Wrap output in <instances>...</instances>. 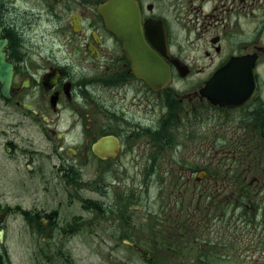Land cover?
Listing matches in <instances>:
<instances>
[{
	"label": "flooded vegetation",
	"instance_id": "flooded-vegetation-1",
	"mask_svg": "<svg viewBox=\"0 0 264 264\" xmlns=\"http://www.w3.org/2000/svg\"><path fill=\"white\" fill-rule=\"evenodd\" d=\"M104 1L0 0L15 108L6 151H26L32 133L50 142L63 172L73 168L59 177L62 189L51 191L61 197L83 196L69 190L82 182V167H105L102 188L91 175L85 197L94 212L88 245L122 246L129 253L122 262H240V255L226 258L224 247H239L241 231L254 234L264 218V175L252 174L258 162L264 168V0H192L200 16L189 12L179 27L178 16L169 20L155 0H133L142 47L146 42L170 72L164 81L141 76V38L127 41L114 31L98 13ZM37 193L30 206L0 201V264H77L69 236L83 215L64 206L62 214L46 210L51 194ZM14 222L28 238L9 241ZM102 223L107 233L98 242ZM39 229L49 231L41 237Z\"/></svg>",
	"mask_w": 264,
	"mask_h": 264
},
{
	"label": "rangeland",
	"instance_id": "rangeland-1",
	"mask_svg": "<svg viewBox=\"0 0 264 264\" xmlns=\"http://www.w3.org/2000/svg\"><path fill=\"white\" fill-rule=\"evenodd\" d=\"M185 1L186 0H181V3H184ZM155 2L158 5V8L160 7L164 9L165 15L169 20H174V17L178 16V27L180 23L184 24L186 22L187 17L189 16V12L190 17L194 16L195 14H198V16H200L199 14L201 13L200 8L199 10L196 9L199 6L198 3L192 5V0L191 2L187 1V5L184 7L182 4L181 6L177 5L176 1L174 0H172V2L170 0H155ZM188 22H191L190 19L188 20ZM187 26L188 23L186 24V27ZM183 34H186V32H184ZM203 39H199L201 41L198 43L201 50L207 47L206 44L204 45ZM193 55L195 57H199L200 53H197L195 48H193ZM200 62L203 61L200 60L199 62H197V64H199ZM11 113H15L14 106L12 105V103L4 100L0 95V193L3 192L6 196H3L4 198L2 197V199H0L1 203H3L4 205H11L12 207L30 206L35 203V200L33 199H36V196H40L37 192L44 191L46 194L49 193L51 194V197H49L51 201L45 204L46 206L44 207L46 210H50L51 207H57L58 211L62 214L64 206V208H66L65 212H71L72 208H75L76 211L79 212V214L83 215L82 221L79 222L78 229L76 227L73 235L69 236L71 237V240H69V242L74 243L69 245V248L71 249V252L69 253L70 255H74V259L77 264H94V262H96V264H141L140 260L130 263L122 262L120 257L129 254L122 246H113L110 248L101 244L93 247L88 245L93 233V227L92 224H90V218L94 212L91 210L92 208L90 209L91 206L86 203L85 197H89L93 191L94 182L91 180V175H95L96 183L98 184L100 182V187L102 188V180L104 179L105 167L98 165H88L81 168L82 171L80 173H82L83 179L79 184L80 189L79 185L72 184L69 187V190L74 192L80 191L81 195L83 196H79L76 198V196L73 197V195H71L69 198L68 194L66 193H62L63 197H61L60 194L52 193L51 191H59L62 189L60 183H57L59 177L63 175H69L73 168H70V171L68 172H63L65 168L58 162V157L56 155L57 152L52 150L53 147L51 146L50 142H47L49 146L42 144V139L38 136L40 134L32 133V144L31 147L29 146L26 151L24 149L17 152L13 150L12 152H16L13 155L12 152L6 151L5 147H10V143L8 142L11 135L13 134L11 133ZM39 138L41 139V141ZM21 151L27 157L31 152L32 159L26 161L27 158H20ZM255 168L256 170L252 174L264 175L263 162H258L257 165H255ZM11 169L13 170L11 171ZM22 175L26 176L27 186H25V188L21 186L17 181V178L23 179L22 177H20ZM28 176H32V180L30 178H27ZM40 180L41 182H39ZM73 182L77 183L76 179H74ZM263 191L259 194V196H261L264 201ZM97 198H99L100 200H104V198L100 196H97ZM59 202H61V204H59ZM228 209L229 207L226 206L225 210L228 211ZM230 209L232 212L234 211L232 209V205H230ZM89 210L91 212H89ZM235 212H237V216H235V218L239 215L241 216L238 210H236ZM262 212L263 213L261 217L264 215V211ZM262 220L263 223L260 230H252L254 234L248 236L243 234L245 231H241L240 238L242 241L239 247H224L225 255L229 254V256H227L226 258H232L230 255H240L241 261L235 263L225 261L223 264H264V260L255 262L254 259L252 261H250L249 259L258 255H262L264 258V243L260 244V241L258 240L259 238L264 239V218H262ZM19 222L21 221L18 219V223ZM14 223L15 224L11 223L7 232V238L9 239V241H16L18 239L20 240V238H28L27 234L24 235L23 233H21V226L17 225L16 222ZM60 228V224H56V226L53 228L54 234L56 231H58V233L61 235V232L59 230ZM48 231L49 230L43 231L39 229L38 235L44 237L46 236ZM95 233L98 242L102 241L101 239H104L107 233L105 223L99 224ZM253 238H255V243L252 245H248L249 241H247V239ZM62 250L63 254H67V246ZM233 258L237 259L236 257Z\"/></svg>",
	"mask_w": 264,
	"mask_h": 264
},
{
	"label": "water",
	"instance_id": "water-1",
	"mask_svg": "<svg viewBox=\"0 0 264 264\" xmlns=\"http://www.w3.org/2000/svg\"><path fill=\"white\" fill-rule=\"evenodd\" d=\"M119 3L118 5H114L113 7H121L122 9L129 7L128 5H126V0H117ZM108 2V1H107ZM105 7H106V2L102 3L99 5L98 7V11L99 13L105 18V20L107 21V14L105 13ZM138 18H135V16H129L128 18H124L123 19V23L125 25V29H122L121 32H123V30H129L130 32H135L138 28V25H135L138 23ZM134 35H132L131 40H133ZM125 39L128 38V35L124 37ZM7 39L4 38L2 40H0V82H1V87H0V91L2 93L3 96H5L6 98H9L12 96V93L10 92V82H11V76H12V65L8 62L5 61L4 55L5 52L2 49L3 45L6 43ZM140 45H142V40L139 42ZM145 46V56H146V63L149 62H155L158 63L157 60H153L151 58H149V56L147 54H150L149 50L147 49L146 44H144ZM148 58V59H147ZM144 78L145 79H153L156 78L160 81H164L168 78L165 69L163 68H157L155 66H148L145 71H144ZM29 109H31V106L26 105Z\"/></svg>",
	"mask_w": 264,
	"mask_h": 264
},
{
	"label": "bare ground",
	"instance_id": "bare-ground-1",
	"mask_svg": "<svg viewBox=\"0 0 264 264\" xmlns=\"http://www.w3.org/2000/svg\"><path fill=\"white\" fill-rule=\"evenodd\" d=\"M114 0H109L108 2H106V7H105V13L107 14V21L108 23L110 24V19L112 18V14L114 13L115 9H114ZM102 4V3H100ZM99 4V5H100ZM98 5V7H99ZM131 14L129 8H125L122 9L121 7L117 10V13H116V17H115V20H112V22H115L119 29H122V27L124 26V23H123V19L124 18H128L129 15ZM126 30H123V32H125Z\"/></svg>",
	"mask_w": 264,
	"mask_h": 264
},
{
	"label": "trees",
	"instance_id": "trees-1",
	"mask_svg": "<svg viewBox=\"0 0 264 264\" xmlns=\"http://www.w3.org/2000/svg\"><path fill=\"white\" fill-rule=\"evenodd\" d=\"M13 41L16 44L18 42V39L14 38Z\"/></svg>",
	"mask_w": 264,
	"mask_h": 264
}]
</instances>
